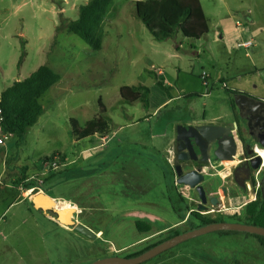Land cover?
<instances>
[{"label":"rangeland","instance_id":"obj_1","mask_svg":"<svg viewBox=\"0 0 264 264\" xmlns=\"http://www.w3.org/2000/svg\"><path fill=\"white\" fill-rule=\"evenodd\" d=\"M87 1L0 0V89L27 77L40 65H47L62 78L56 95H49L52 87L40 98L42 113L27 129L22 143L16 135L7 137V151H0V170L2 159L12 171L18 160L30 167L41 166V158L53 152L73 158L89 148L81 155L86 162H110L111 169L86 173L95 176L91 189H86L91 195L83 200L96 210L83 212L78 220L102 231L95 220L84 217L95 215L107 222L106 232L103 238L87 239L40 215L27 202L31 197H25L28 174L20 168L11 174L20 195L0 188V264H89L113 254L135 253L145 243H132L144 236L135 229L134 221L153 222L148 215L175 220L181 211L171 178L151 162L166 166L162 152L176 126L225 117L226 97L232 89L222 86L221 76L230 80L229 86L264 91V0H199L208 34L195 39L178 30L163 41L155 40L136 17L135 0H113L100 26V50L60 27L62 17L77 18L79 6ZM246 40L254 44L248 48L238 45ZM22 42L25 54L18 65ZM203 71L206 82L200 77ZM139 83L149 88L148 106L139 101L118 103L120 87ZM192 93L199 95L189 96ZM99 100L106 108L110 135L114 134L107 144L90 149L100 139L76 143L70 120L82 127L87 120L97 119ZM132 141L136 143L128 144ZM134 160L144 162V174L131 170ZM71 167L75 166L51 174L38 171L37 180L30 185L36 183L57 199L55 196L73 189L74 182L62 181ZM58 207L65 208L61 202ZM221 221L246 223L243 215H225ZM158 239L152 237L150 242ZM127 244L130 246L114 251ZM171 254L175 256L157 263L154 258L148 264H264L257 237L240 231L197 235L164 251V256Z\"/></svg>","mask_w":264,"mask_h":264},{"label":"flooded vegetation","instance_id":"obj_2","mask_svg":"<svg viewBox=\"0 0 264 264\" xmlns=\"http://www.w3.org/2000/svg\"><path fill=\"white\" fill-rule=\"evenodd\" d=\"M226 102L227 112L222 120L182 124L220 128L178 130L177 125L170 149L164 155L168 165L165 174L171 178L181 203L180 219L174 228H180L177 234L207 225L209 219L242 216L247 204L264 200V95L233 89ZM217 141L220 145L215 155ZM208 148L203 161L200 150ZM178 178L197 183L193 187L179 184Z\"/></svg>","mask_w":264,"mask_h":264},{"label":"trees","instance_id":"obj_3","mask_svg":"<svg viewBox=\"0 0 264 264\" xmlns=\"http://www.w3.org/2000/svg\"><path fill=\"white\" fill-rule=\"evenodd\" d=\"M112 1L88 0L79 6L77 18L62 17L60 27L66 28L69 32L76 34L94 50H100L102 47L100 25L112 5ZM135 15L142 21L152 37L157 41H163L172 37L178 30L185 37L198 39L206 35L209 29L204 10L199 0H136ZM21 50L18 65L24 58V42H22ZM59 79V74L50 67L40 65L27 77L13 81L2 90L0 92L2 131L16 135L18 141L22 142L27 129L37 121L39 115L42 113L43 108L40 103V98ZM157 84L161 89L167 91V88L161 81H157ZM230 91L228 90V92ZM120 95L121 99L118 103L132 104L135 101H140L144 105H148L149 102V88L140 83L131 86H122L120 88ZM198 95V93H192L189 96ZM98 103L101 114L97 119L87 120L82 127L78 125L76 120H70L71 133L76 140H83L94 135L101 136L109 133V118L105 115L106 109L101 100ZM54 159L61 161V154L53 152L50 156L42 157L41 161L43 163L53 161ZM31 187L38 188L39 186L36 183L26 185V188ZM36 192H39V190H36ZM27 202L30 207H33L29 201ZM243 217L246 219V223L264 227V200H261L260 203L252 202L247 204ZM221 220L209 219L207 220V224ZM135 227L140 232L150 231V226L144 223V221L137 220ZM172 230L166 234H177V232L170 234ZM247 234L257 237L264 252V236ZM169 235H166L164 238L171 237ZM165 239L149 243L135 253L129 254L127 257L136 256ZM173 255L164 256V252H162L154 257L158 259L154 263L163 261ZM154 258L141 264H148Z\"/></svg>","mask_w":264,"mask_h":264},{"label":"crops","instance_id":"obj_4","mask_svg":"<svg viewBox=\"0 0 264 264\" xmlns=\"http://www.w3.org/2000/svg\"><path fill=\"white\" fill-rule=\"evenodd\" d=\"M67 2H69V0H67ZM61 10L64 11V14H65L66 6H64V4H62ZM105 19L106 18L103 19V21H102V23H101L100 26H102V24L105 21ZM208 32H209V29H208ZM208 32H207V34H208ZM257 70H259V69L256 68V71ZM61 79L62 78L60 77V79L58 80V82H56L54 85H52L50 87V88H52V87L53 88L50 90L51 92L49 93V95H52V96L56 95V93H57L56 91L58 89L57 86H58L59 83H61ZM219 80H220L221 84H223L222 86L225 87V88H229L230 87L232 90L233 89H241L240 87H234V86H231V85L229 86L230 80L224 78L223 76L219 77ZM5 88L6 87H4L3 89H0V92L2 90H4ZM62 91H64V89ZM249 91H251V93H253L255 95H260V96H263L264 95V91L263 92H259V90H256V89H251ZM120 99H121V97L118 100H120ZM149 104H150V102H148V105ZM218 118L219 119H222V117H218ZM218 118L216 117L213 120L216 121L215 119H218ZM202 122H204V121H202ZM210 122H213V121H210ZM77 123H78V121H77ZM78 125H79V123H78ZM113 134H114V132L110 135V131H109V133H107L105 135H101V136L100 135H94V136H92V137H90L89 139H86V140H76V139H74V140H75L76 143H80L81 141H83V142L84 141L91 142L92 141L91 139L94 138V137H96V138L100 139V143L98 145H96V146H92V148H90V149H99L103 144H105V143L107 144L110 141L111 137H113ZM172 139H173V135H172V137H170V139H169V141L167 143V146L164 148V150L162 152L163 159H164V155L166 154V151H168L170 149ZM134 143H136V141L129 142L128 144H134ZM7 149L8 148H7L6 144L0 146V151L1 152L3 151V153H5L7 151ZM86 151H89V148H86L84 150H81V153L79 155H77L76 157L74 156L73 158H68L65 154H63V153L60 152V154H61V161H60V164L58 165L59 167H57V168H53L52 167L51 169H48L49 166L47 167L46 165H42L43 163L41 164V166L33 165V167H30L25 162H21L20 160H18L16 162V164H15L16 165V169H14L12 171H8L6 161H4L2 159V165H1V170H0V188L7 189L8 192H10V193H12L13 190L14 191L16 190L18 192V194L20 195V192H19L20 188L19 187H16L14 185V183H13V177L11 175V174H15L16 172H19V169L20 168L23 169L22 171L25 174H28V177L25 180H28V184H30L31 181L32 182H35V180H37V177H38L37 176V173H38V171H42L41 174H51V172L53 170L54 171H61V170H64L65 168H67V166H69V165L75 166L74 168H72V167L70 168V171H68L69 174H65L64 179L62 180L63 182L65 180L66 181H72V182H74L73 189L68 194H65V195L63 194V195H60V196H55V197H57V199H54V198H52L50 196L51 194H48L47 192H43L39 188L36 189V190H39V192L41 191L42 193H44L45 195L49 196L50 198H52L54 200H60V202L64 205L65 208H70L71 206H73V208H75L76 211H77V217H76V219L78 220V216L81 215L83 212H92V211L96 210L95 209L96 207H94V205H92L89 202L83 200V198L85 196L91 195L88 192V190H86V189H91V183L94 181L93 178L95 176V174H86V173L93 172L96 168H101V170H105L107 168L111 169V166H110L111 163L110 162L105 163L104 165H97V164H93L92 165L91 164V163H93L92 160H89V161L86 162L85 159H83L82 156H81L82 153H84ZM6 156H7V154L4 155V159H5ZM151 162H152V164H154V166L159 171H161L162 174H165L166 173V171L168 169V165L167 164H166L165 167H163L158 162H154L152 160H151ZM164 162H165V159H164ZM90 164L92 165V167L90 166ZM44 167H45V169H44ZM50 167H51V165H50ZM131 170L132 171L134 170V174H136V173H138V174H144V162H142V161H135V160L132 161L131 162ZM70 173H77V174H70ZM110 174H114V172H111ZM5 175H7V176H5ZM3 178H5V179L3 180ZM31 188H33V187H31ZM31 188H29L28 191H26V196L25 197H27L28 194H31V196H32L33 192H36V190L35 191L33 189L30 190ZM81 200H83V201L81 202ZM39 213H40V215L48 218L52 222H55L57 225H59L60 227H62L64 229H67V230L72 231V232H77V231H75L71 227H67V226H64V225L58 223L57 221L53 220L49 216L45 215L44 213H42L40 211H39ZM180 214H181V211L178 212L177 217H176L175 220H171L168 217H166L167 218L166 219V218H163V217H161L159 215H148L147 218L153 220V222H154L153 223L152 221H146V220H144V223H146V224H148L150 226V231L141 232V233H144V236L136 239L132 243L144 242L145 244L143 246H145V245H147L149 243H152V242H150V239L152 237L163 236L164 234H166L167 232H169L170 230L174 229L177 226L178 221L180 219ZM84 217H87V218H90L92 220H95L98 223V225L102 228V231H100V229L99 230L98 229L95 230L94 227H92V225H90L88 222H85V223L82 222L84 225H86L87 227H89L91 230H93L96 233V238L95 239L103 238V236H104V234L106 232V229L105 228H106L107 222L104 223L98 217H96L95 215H91V214L85 215ZM136 221H134V227H135V222ZM140 221H142V220H140ZM135 229H136V227H135ZM86 238L88 239V237H86ZM92 240H94V239H92ZM132 243H130V244H132ZM128 245L129 244L122 245L120 247H116V248H114V251L115 252H119L122 249L127 248ZM174 256H171L169 258H172ZM169 258H167V259H169Z\"/></svg>","mask_w":264,"mask_h":264},{"label":"water","instance_id":"obj_5","mask_svg":"<svg viewBox=\"0 0 264 264\" xmlns=\"http://www.w3.org/2000/svg\"><path fill=\"white\" fill-rule=\"evenodd\" d=\"M203 127H213V128H220V126H214V125H202V126H182L178 125L177 129L179 130L182 128L183 130H190V129H201ZM219 136L222 137L220 134ZM201 139L205 138L201 135ZM196 144L198 142L195 140ZM215 142V140L213 141ZM217 147L214 150V154L217 155V151L219 149V142L217 141ZM202 154V160H206V155L209 153L208 149H201ZM176 183H184L188 184L190 186H195L196 181L194 182H188L184 178H178L176 180ZM199 188V187H197ZM263 196H264V189L262 190ZM202 194V193H201ZM60 200H54L50 198L49 196L45 195L41 191L39 193L33 192L32 196L29 198V202L33 207L38 209L40 212L44 213L45 215L49 216L53 220L57 221L58 223L73 228L75 231L85 235L88 238L95 239L96 234L89 229L87 226H85L82 222L78 221L76 219L77 217V211L73 206L70 208H61L58 207V203ZM214 202V200H212ZM211 231H240V232H246L250 234L255 235H261L264 236V227L257 226L250 223H241V222H226V221H216L213 223H209L204 226L196 227L192 230L182 232L179 234H175L160 243H157L153 247L143 251L142 253L127 257V256H119V255H109L97 260H94L93 262L89 264H141L147 260H150L154 258L155 256L161 254L162 252L168 250L169 248L173 247L174 245L188 239L191 237H195L197 235H201L204 233H208Z\"/></svg>","mask_w":264,"mask_h":264},{"label":"built area","instance_id":"obj_6","mask_svg":"<svg viewBox=\"0 0 264 264\" xmlns=\"http://www.w3.org/2000/svg\"><path fill=\"white\" fill-rule=\"evenodd\" d=\"M239 23H237V25H238ZM238 45H241V46H243L244 48H248V47H250V46H252L253 45V42L251 41V40H246V41H243V42H240V43H238ZM200 77H201V79L203 80V82H206V77H207V74H206V72H202V74L200 75ZM223 85V84H222ZM1 121H2V116H1V114H0V145H5L6 144V142H5V140L7 139V137H9L11 134H9V133H4L3 131H2V129H1ZM58 160L57 159H54L53 161H47L46 162V166L47 165H51V167H53V168H57L58 167ZM32 190V189H31Z\"/></svg>","mask_w":264,"mask_h":264},{"label":"bare ground","instance_id":"obj_7","mask_svg":"<svg viewBox=\"0 0 264 264\" xmlns=\"http://www.w3.org/2000/svg\"><path fill=\"white\" fill-rule=\"evenodd\" d=\"M37 193H39V192H37ZM60 202V201H59ZM86 226V225H85ZM89 228V227H88ZM90 229V228H89ZM93 231V230H92ZM94 232V231H93ZM95 233V232H94ZM96 234V233H95Z\"/></svg>","mask_w":264,"mask_h":264}]
</instances>
